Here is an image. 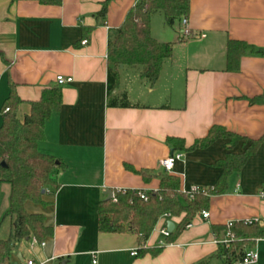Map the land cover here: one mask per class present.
Returning a JSON list of instances; mask_svg holds the SVG:
<instances>
[{
  "label": "crops",
  "instance_id": "0c3cea01",
  "mask_svg": "<svg viewBox=\"0 0 264 264\" xmlns=\"http://www.w3.org/2000/svg\"><path fill=\"white\" fill-rule=\"evenodd\" d=\"M106 1V17H98ZM138 1L62 0L52 6L0 0V128L12 91L21 100L20 120L44 90L62 91V105L38 143L41 153L59 162L53 175L59 188L44 194L45 205L25 203L27 213L43 215L53 234L43 246L33 238L15 243L12 264H233L220 243L223 230L249 220L258 221L262 235L243 250H256L257 264H264V202L257 196L264 188V104L251 102L264 97V57L246 54L238 72H229L226 63L230 41L264 49V0H191L187 19L194 37L186 40L179 38L180 22L155 36L152 19V36L173 44L171 58L154 86L142 78L144 71L121 67L119 86L109 96V37ZM58 76L71 81L59 85ZM123 95L128 107L108 106L109 98ZM214 127L244 139L179 151L183 158L171 173L161 167V159L177 153L168 138L190 148ZM259 138L256 153L228 177L225 192L210 195L209 217L198 213L173 243L159 230L168 221L176 227L183 216L161 217L144 247L135 233L100 232L98 209L108 190L156 192L161 177L171 175L181 180L182 193L192 187L209 193L222 174L217 163L228 153L243 154ZM0 190L3 239L12 232L11 219L4 218L11 186L2 183ZM152 249L159 254L145 253Z\"/></svg>",
  "mask_w": 264,
  "mask_h": 264
},
{
  "label": "trees",
  "instance_id": "16d2710c",
  "mask_svg": "<svg viewBox=\"0 0 264 264\" xmlns=\"http://www.w3.org/2000/svg\"><path fill=\"white\" fill-rule=\"evenodd\" d=\"M41 5L59 6L62 0H33ZM191 0H139L128 12L123 25L111 32L108 45V95L116 90L120 81L121 67L143 66L142 78L150 85L158 80L164 62L173 54L172 43L157 41L151 32V21L155 11L164 14L165 23L171 27L181 23L190 12ZM108 2H104L98 17L105 18ZM246 54L264 57V49L256 48L246 42L230 41L227 45L226 63L229 72H238L240 60ZM264 104V97L251 101ZM21 100L14 91L7 99L3 123L0 128V186L8 183L11 186L9 209L4 218L12 221V232L9 237L0 239V264H12L15 243L36 238L39 242L52 236L53 230L45 224L41 214H29L25 210L26 202L46 204L43 200L45 193H55L59 185L54 180V171L59 162L50 155L41 153L38 143L45 139V124L51 116L58 112L62 105V91L58 87L44 90L40 100L31 102L30 114L23 120L17 116ZM110 107H128L125 95L121 98H109ZM229 138V144L234 146L243 140L242 136L225 131L220 127L210 130L208 136L196 141L193 146L186 148L182 139L168 138V143L175 151H188L197 148H207L218 139ZM261 139L252 141L243 154L228 153L227 157L217 163L222 174L212 190L195 195L193 199L186 197L180 190L177 177L165 175L160 179L158 191L146 193L140 190H125L113 192L116 202L103 200L99 204V230L102 233H135L138 235L140 246L144 247L150 238L159 219L170 214L173 218L181 216V222L166 239L173 243L181 231L191 224L193 218L200 212L208 210L210 195L221 194L226 190L228 177L239 172L247 159L256 153ZM145 179V173H141ZM148 179V178H147ZM1 191V190H0ZM146 193L147 200L141 199L139 193ZM257 223H234L230 231L235 242L227 249L228 261H239L247 250H243L246 242L262 235L256 227ZM216 231L215 228H212ZM235 244V245H234ZM142 251V250H140ZM153 256L160 250H148L145 253ZM231 264V263H230Z\"/></svg>",
  "mask_w": 264,
  "mask_h": 264
},
{
  "label": "built area",
  "instance_id": "2783aa9c",
  "mask_svg": "<svg viewBox=\"0 0 264 264\" xmlns=\"http://www.w3.org/2000/svg\"><path fill=\"white\" fill-rule=\"evenodd\" d=\"M194 35L192 33V31L190 30V28L188 27V19L187 18H184L182 21H181V28L179 30V38L181 40H186V39H190V38H193ZM86 42L84 41L83 44H85ZM71 79H66L64 78L63 76H58L57 77V83L59 85H62L66 82H70ZM9 109L6 108L4 110V113L8 112ZM181 158H183V153L182 152H177V153H174L173 155L167 157V158H164V159H161L160 160V165L162 168H164V170L167 172V173H171L173 171V168H174V164L176 161L180 160ZM200 193H204L206 194V190L205 189H202L200 187H192L189 191L187 192H183V194L190 198V199H193L194 197H196L195 195L197 194H200ZM139 196L141 199H144V200H147L148 199V196L146 193H142L140 192L139 193ZM258 198L264 202V188L261 189L258 194H257ZM112 199L114 202H116V198L113 194L112 196ZM202 216L204 219H207L209 217V212L207 211H203L202 212ZM162 218L164 219H170L171 218V215L170 214H165L162 216ZM258 221L257 220H249V221H244V223L246 224H252V223H257ZM235 222H230L227 224V228L230 229L232 227V225L234 224ZM189 226V225H188ZM159 233L160 235L164 238V239H167L171 232H169L168 228L165 226L163 228H161L159 230ZM235 240V237L234 235L228 231L226 233V237L224 240L220 241V243L222 245H224L227 249H229L231 243ZM32 243L34 245H44V243H40L36 238H33L32 239ZM137 255V251H133V254L132 256H136ZM258 262V252L256 250H247L243 256V258L233 264H257ZM93 263H96V261H94ZM25 264H35L34 261L32 260H28Z\"/></svg>",
  "mask_w": 264,
  "mask_h": 264
},
{
  "label": "rangeland",
  "instance_id": "374dc122",
  "mask_svg": "<svg viewBox=\"0 0 264 264\" xmlns=\"http://www.w3.org/2000/svg\"><path fill=\"white\" fill-rule=\"evenodd\" d=\"M152 19H153V25H155L154 26V34H155V36H159L158 34L161 33L160 30L166 29L168 31L170 29V27H171V26H169V25H167L165 23L164 14L161 11H157V12L155 11V13L152 16ZM173 27L176 28L177 24L175 23ZM173 27H171V29ZM127 68H131L132 69V70L131 69L129 70V71H131L129 73H132L134 71V73H136V74H138V73H140V72H142L144 70L143 66H139V67L138 66H134V67H127ZM4 238H7V237H4Z\"/></svg>",
  "mask_w": 264,
  "mask_h": 264
},
{
  "label": "water",
  "instance_id": "95a60500",
  "mask_svg": "<svg viewBox=\"0 0 264 264\" xmlns=\"http://www.w3.org/2000/svg\"><path fill=\"white\" fill-rule=\"evenodd\" d=\"M42 193L45 194V191L43 190ZM106 194H107L106 200H111L112 196H113V192L108 190L106 192ZM167 228H168L169 232L172 233L174 231V229H175V224L172 221H168L167 222Z\"/></svg>",
  "mask_w": 264,
  "mask_h": 264
}]
</instances>
